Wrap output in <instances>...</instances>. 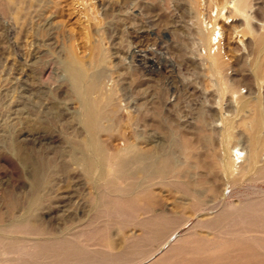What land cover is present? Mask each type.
<instances>
[{
  "label": "rangeland",
  "instance_id": "374dc122",
  "mask_svg": "<svg viewBox=\"0 0 264 264\" xmlns=\"http://www.w3.org/2000/svg\"><path fill=\"white\" fill-rule=\"evenodd\" d=\"M89 100L103 112L95 136ZM263 141L264 0H0V222L33 215L47 239L104 256L97 264L138 240L132 264H154L172 245L134 224L126 184H110L126 177L176 219L169 237L231 244L207 247L225 256L216 264H264ZM166 160L170 186L153 177ZM181 181L215 213L192 209ZM218 214L222 229L195 226ZM19 244L0 264L37 259ZM167 253L162 264L190 255Z\"/></svg>",
  "mask_w": 264,
  "mask_h": 264
},
{
  "label": "bare ground",
  "instance_id": "6f19581e",
  "mask_svg": "<svg viewBox=\"0 0 264 264\" xmlns=\"http://www.w3.org/2000/svg\"><path fill=\"white\" fill-rule=\"evenodd\" d=\"M97 104H99V103H97ZM88 105H89L90 109L87 112L86 121L89 125L91 135L95 136L97 131H98L97 123H98L99 117L103 115V112L96 111V103L93 100H89ZM101 109H102V107H101ZM257 150H259V149H257ZM103 154H104V152L99 149V155L101 157H103ZM80 160H82V159H80ZM85 162H86L87 167L89 168V171H90V169L92 168V164H91L92 161L85 158ZM127 163H129V162H127ZM38 170H40V169H38ZM40 172H41V170H40ZM154 172H155L153 174L154 178L164 176V178L160 181L162 184L169 185V186L174 185V181H172L171 179H168L169 174L171 172H173V171H171L170 161H168V160L163 161V168L161 170H158V171L156 170ZM142 175H144V174H142ZM36 178H38V176H36ZM137 178H138V176H137ZM141 178H143V176H141ZM132 180H134V179H132ZM130 181L131 180H128L126 177H121L117 180H112L110 182V184L111 185H114L116 183L126 184L123 187V192H124V196L125 195L130 196V198L127 199V201L129 200L128 203L130 202V204H131V206H130L131 210H130L129 214L132 217V219L134 220V224L136 226L141 227L144 230H146V232H147L146 234L149 237L148 242H150L151 244L152 243L154 244V243H157L160 241H166L167 245H169V246L172 245V247H173V248L171 247V250L167 251V252H169V253H172V252L173 253H180V254H186L188 252L190 254V255L186 254L184 256L182 255L181 260L177 264H216V262H218L219 260H221L225 257L221 254L220 255L219 254H217V255H206V256L203 255L205 253V251H207L208 246L211 247V250L213 249L216 251L217 249L219 250L220 248L223 249L222 248L223 246L226 247V246L231 245V244H227V243H222L221 241H223V240H221V239H220L221 241L220 240L219 241L218 240H211L208 237H205L201 234L197 235V233H194V234H192L194 239H192V238L191 239L193 240L194 243H196V247L191 248V247L185 245V243L187 242L185 239L183 240V238H179V236H177V235H173V236L171 235L169 237L168 235L171 232V229H172L173 224L175 223L176 219L167 216V214L165 213L164 210L154 209L153 206L156 203V197H155V194L153 193V191L150 187H145L143 185H140V184L136 183V181L135 182H130ZM108 182H109V179H108ZM229 182H231V181H229ZM95 184H96V182H95ZM175 184L177 185V187H179V189L183 190L187 195L190 196V198L192 200V209L194 208L195 211H197V213L202 212L203 210H209V211H211L210 213H212L216 209V206H217L216 203H213V202L209 203L208 200L206 198H204V194L201 191H198V190L191 188L189 183H187L185 181H181V182H176ZM95 189L96 188L94 187V190ZM202 189H200V190H202ZM119 199H120V197H119ZM115 200H116V198H115ZM122 200L124 201V199H122ZM97 203H98V200L95 202V204H97ZM111 203H113L112 200L109 201V199H108L106 202H104V205H109ZM124 206H123V208H124ZM116 207H117V205H116ZM125 209H123V210H125ZM106 211H108V210H106ZM138 211H142V213H150V214L145 216V217L140 218L137 214ZM103 212H105V210ZM91 213L92 212H90V214ZM108 213L111 214V213H115V212H111V213L108 212ZM214 213H215V211H214ZM101 214H102V212H101ZM29 215L30 214H28V216ZM119 216H122V215H119ZM199 217H200V215H199ZM186 218L188 219L189 217H186ZM92 219H94V218H92ZM36 221H37V219H36ZM222 221H223V217L220 214H218L217 216H214L211 219H206V220L199 219L198 222L195 224V226L202 227V228H208V229H212V230L217 231V230L222 229V226H223ZM35 223L33 220V215L26 217V218H23V219L22 218L21 219L13 218L6 223L0 222V261L2 260L4 262V261L9 260V259H2L5 255L7 256L8 253L24 251L22 248H20V251H19V246L22 245V244H19V242H22L25 244L32 243L38 247L37 259L27 260V261H25V264H86V263L97 264V263H103L105 261L104 256H102L101 254L96 255V253L94 251H90L86 247L77 243L75 240L65 238L62 235H59L56 238H52L50 236L51 239H47L46 238V237H48L47 233H45V235H44V233H42L41 229L39 227H37V225ZM89 229L90 228H87L86 230H89ZM86 230H84V231H86ZM93 230H94V228H93ZM83 235H84V233H83ZM220 235H222V234H220ZM190 240H189V242H190ZM131 241H132V239H131ZM182 241H185V243ZM226 242H228V241H226ZM138 244H139V242L137 240L136 244L132 245L131 248H129V250H128L129 255L127 257H123L122 254H116V255H114V257L110 261L114 264H132L135 261V258L141 257L142 255L145 254V251H146L142 248L140 249L138 247ZM87 245H88V243H87ZM27 251H28V249H27ZM158 251L159 252L156 255H160L159 253L162 252V249L158 250ZM166 253H163L160 256L156 257V259L153 258L155 260L152 263H154V264H158V263L160 264L161 263L162 264L163 262H166L168 260L167 259L168 253L167 254ZM169 258H170V256H169ZM260 260H261V258H260ZM148 261L149 260H146L145 262L142 261V262L144 264V263L150 262V261L149 262ZM17 262H19V261H17ZM262 262H264V261H262ZM16 264H19V263H16Z\"/></svg>",
  "mask_w": 264,
  "mask_h": 264
}]
</instances>
